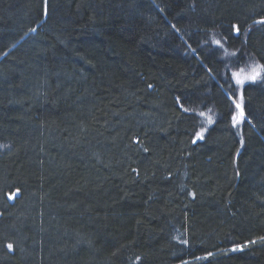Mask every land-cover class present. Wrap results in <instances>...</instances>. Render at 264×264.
I'll use <instances>...</instances> for the list:
<instances>
[{
    "label": "trees",
    "instance_id": "trees-1",
    "mask_svg": "<svg viewBox=\"0 0 264 264\" xmlns=\"http://www.w3.org/2000/svg\"><path fill=\"white\" fill-rule=\"evenodd\" d=\"M261 20L264 0H0V264H264Z\"/></svg>",
    "mask_w": 264,
    "mask_h": 264
},
{
    "label": "snow or ice",
    "instance_id": "snow-or-ice-1",
    "mask_svg": "<svg viewBox=\"0 0 264 264\" xmlns=\"http://www.w3.org/2000/svg\"><path fill=\"white\" fill-rule=\"evenodd\" d=\"M258 23H264V20L258 21ZM232 27H233L234 31L239 33V26L233 25ZM215 43L220 44V41H215ZM258 67H264V66H258ZM232 75H233V78L235 79V81L238 85H243L246 80L255 81L261 75V73L259 71H257L256 69H253V71L250 74L244 75L243 78H241V73H233ZM240 99H241V101L243 100L242 94H241ZM236 107L238 109H240V111H239L238 115L233 116V123L234 124L239 123L245 117V113H244L243 109L241 108V104L237 103ZM201 115H203V113ZM197 136L200 138H203L201 133H197ZM18 192H19V189H17L16 192L11 193L8 198L9 199L15 198V196L18 194ZM7 248L9 250H11L13 248V245L9 243L7 245Z\"/></svg>",
    "mask_w": 264,
    "mask_h": 264
},
{
    "label": "rangeland",
    "instance_id": "rangeland-1",
    "mask_svg": "<svg viewBox=\"0 0 264 264\" xmlns=\"http://www.w3.org/2000/svg\"><path fill=\"white\" fill-rule=\"evenodd\" d=\"M253 69H256L257 71H259V69L257 68V65H254V66H252L250 68H239V69L235 70L234 73H241V78H243L244 75L250 74L253 71ZM240 97L241 96H240V93L239 92L235 96L231 97L232 98V101H233V107H234L233 115H232V121H233V116L238 115V113L240 111V109H238L236 107V104L237 103L241 104V108L243 109V105H242V101H241ZM239 123H236V124L239 125Z\"/></svg>",
    "mask_w": 264,
    "mask_h": 264
}]
</instances>
